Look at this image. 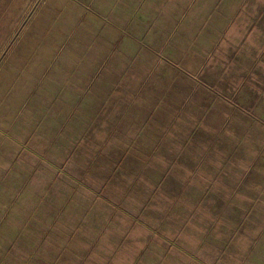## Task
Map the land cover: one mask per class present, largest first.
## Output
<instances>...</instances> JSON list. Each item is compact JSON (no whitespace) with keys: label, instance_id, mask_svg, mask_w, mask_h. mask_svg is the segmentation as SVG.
I'll list each match as a JSON object with an SVG mask.
<instances>
[{"label":"rangeland","instance_id":"374dc122","mask_svg":"<svg viewBox=\"0 0 264 264\" xmlns=\"http://www.w3.org/2000/svg\"><path fill=\"white\" fill-rule=\"evenodd\" d=\"M0 264H264V0H0Z\"/></svg>","mask_w":264,"mask_h":264}]
</instances>
